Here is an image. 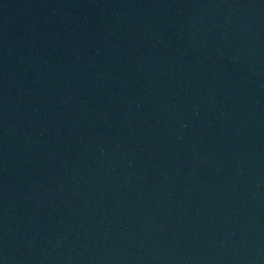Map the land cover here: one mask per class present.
<instances>
[{"label": "water", "instance_id": "obj_1", "mask_svg": "<svg viewBox=\"0 0 264 264\" xmlns=\"http://www.w3.org/2000/svg\"><path fill=\"white\" fill-rule=\"evenodd\" d=\"M169 0H0V264H105Z\"/></svg>", "mask_w": 264, "mask_h": 264}]
</instances>
